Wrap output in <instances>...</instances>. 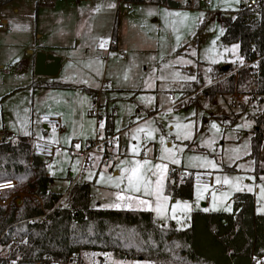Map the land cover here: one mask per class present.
Returning a JSON list of instances; mask_svg holds the SVG:
<instances>
[{
  "label": "rangeland",
  "instance_id": "1",
  "mask_svg": "<svg viewBox=\"0 0 264 264\" xmlns=\"http://www.w3.org/2000/svg\"><path fill=\"white\" fill-rule=\"evenodd\" d=\"M175 1L182 6L170 7L145 1L129 2L131 7L126 8L118 0H16L2 6L0 22L2 17L15 16L17 19L0 30V144L15 142L16 138L25 136L31 146V138L42 139L41 114L57 111L62 117L66 112L70 120H63V131H48L46 139L66 148L65 152L45 161V169L55 177L52 189L57 190V183L62 184L67 171L78 169V160H70L66 156L68 152L72 153L68 149L70 137L78 136L83 142L85 136L96 140L98 127L104 123L105 111L110 112L115 106L113 130L117 132L135 121L137 116H130L133 114L130 108L139 103L147 109L161 110L115 136L114 148L118 146L124 153L121 156L116 154L113 164L101 166L97 173L95 166L86 170L85 175L92 173L94 178L92 207L142 209L145 204L139 201L144 199L132 194L136 192L125 191L127 181L119 188L116 183L123 175L122 169L130 167L131 162L149 160L150 166L166 163L168 167L208 168L215 172V180L217 177L221 181L225 177L231 180V185L221 182L222 189L211 193V199L206 201L207 209L230 211L228 200L239 188V191L254 194L264 211V192L261 191L264 188V147L259 155L258 166L263 173H258V181L253 174L254 159L249 156L251 137L257 131L264 135V94L257 93L252 78L236 87L233 93L219 94L211 101L202 93L209 85L223 82L242 63L239 47L234 48L239 44L221 41L224 27L221 16L234 17L243 7V0H210L208 3L199 0ZM14 6L19 9L17 15L13 12ZM251 11V17L257 18L256 10ZM36 13L40 24L45 25V32L48 28L44 41L50 45L72 46H76L75 38L65 33L73 29L72 25L77 20L74 14H83L78 19L82 46L71 52V59L58 74L44 79L52 85L40 88H36L38 83L35 82L37 76L34 69L27 65L31 55L26 53L25 48L30 43V22L34 21ZM51 16L55 29L48 26L50 20L46 17ZM115 29L119 32L123 55L120 51H111L107 45L100 47L103 40L110 41ZM84 50H88L85 55L89 56L85 60L81 57ZM93 54L98 56L92 57ZM103 57L108 58L107 61ZM94 65L95 68H92ZM225 65H230L225 72L216 69ZM192 77L196 78L197 86L191 82L195 80ZM67 83L75 86H61ZM80 85L100 89L103 98L95 109L103 118L91 113L92 104L88 115L85 113V119L82 113L79 115L85 98V103L88 101L90 106V95H84V88ZM168 92H173L176 97H186L181 109L168 107ZM104 104L108 109L105 110ZM177 124H191V128L178 129ZM212 124H216L219 131L212 128ZM141 127L146 131L137 132L136 129ZM147 131H153L155 139H148ZM178 132L181 139H177ZM186 132L191 133L190 139H183ZM161 136L165 138L163 144ZM149 141L151 143L146 147ZM187 143H192L194 148L186 149ZM134 146L138 147L139 155L132 153ZM165 147L173 149L179 163L174 164L170 159L161 160ZM111 155L108 153L106 157L109 159ZM209 161L215 162L217 167L211 168ZM224 167L235 170L223 171ZM114 168H118V174L113 173ZM3 180L13 179L0 181ZM64 184L67 185V182L64 181ZM152 187L154 190L155 185ZM249 187L252 191H248ZM18 191L4 193L3 206L10 200L15 202L16 198L20 201L15 203L20 205L25 196L34 205L44 206V200L39 196L26 193L16 196ZM194 191L205 201L203 189L194 187ZM118 196L125 198L118 199ZM95 198H99V206L95 204ZM65 204L66 196L63 194L57 206ZM20 243L12 238L6 245L0 246V257H8ZM105 252L108 257L104 264H166L160 260L118 259L111 252ZM102 254L84 251L77 264H102ZM18 259L16 253L15 260ZM58 263L71 264L67 260Z\"/></svg>",
  "mask_w": 264,
  "mask_h": 264
},
{
  "label": "trees",
  "instance_id": "2",
  "mask_svg": "<svg viewBox=\"0 0 264 264\" xmlns=\"http://www.w3.org/2000/svg\"><path fill=\"white\" fill-rule=\"evenodd\" d=\"M9 1L12 0H0V6ZM123 1L182 6L175 0ZM253 10L257 18H252L253 11L244 7L234 17L221 16V41L238 43L246 65L223 82L204 88L202 93L210 101L219 94L233 93L250 78L257 93L264 94V0ZM263 147L264 135L257 131L251 137L249 152L256 173H263L258 166ZM30 154L31 146L25 136L0 144V180L13 179L14 191L44 200L43 207L34 205L27 196L20 205L10 200L0 206V243L7 244L12 238L21 242L15 252L0 258V264H35L42 256L65 261L70 253L78 252L80 257L84 251H109L118 259L160 260L166 264H258V259L264 264V213L255 212L250 192H234L230 212H193L189 226L180 229L172 221L160 224L150 210L91 207L88 183L73 184L66 204L59 207L62 195L49 191L51 177L43 162ZM170 177L172 181L167 180L165 191L190 199L191 181L175 183V172Z\"/></svg>",
  "mask_w": 264,
  "mask_h": 264
},
{
  "label": "crops",
  "instance_id": "3",
  "mask_svg": "<svg viewBox=\"0 0 264 264\" xmlns=\"http://www.w3.org/2000/svg\"><path fill=\"white\" fill-rule=\"evenodd\" d=\"M14 1H16V0L9 1L8 3H5V4L1 5L0 8H2V6L9 5L12 2H14ZM13 12H14L15 15L19 14L18 7L14 6L13 7ZM82 15L83 14H80V13H75L74 14V17L77 20L72 25V28L73 29H72V31L70 33H65L68 36H69V34H71L75 38V44L77 46L76 47V46L66 45V44L65 45H50V43H48L47 41H44L45 33L47 32L48 28H47V30L45 32V25H41L40 24L39 15H38V13H36V15L34 17V21L33 22H30L31 23V29L30 30H31V35H32L31 38H30V43H29V45H26V47H25L26 48V53H28V54L31 55V58L29 60H27V65H29V67L32 70L34 69L35 53L37 51H40L41 50V51H44V52H47V53H52V54L58 55V56H60L62 58L63 61H62L61 66H60V68L58 70V72H59L60 69L71 59L70 58L71 52L72 53L73 52H76L82 46V40H81L80 32H79L81 28L79 27V24H78V19H80L81 17H83ZM1 19H2L1 21L4 22V26L0 30H3V29H6V24L12 23L14 20L17 19V17H16V19H15V16H13V17H11V16L10 17H2ZM46 19L50 20V22H49L50 24L48 26L49 27L50 26L51 27L53 26L54 29H55V26H54L55 24H54L53 17L52 16L49 17V18L46 17ZM7 30H8V28H7ZM223 31H224V27H223ZM110 40H114V44L111 47H109V45H107L110 48V50L113 51V52L120 51V54L123 55L124 53L120 49V47H122V44H121L119 32H118L117 29L114 30V32H113L112 37H111ZM103 41H102V43H103ZM104 45H106V44H104ZM87 51L88 50H84V52H83L84 54H82V56H81L82 58H84V60L89 57V56L85 55ZM97 56H98L97 54H93L92 55V57H97ZM103 58L106 59V61L108 59L106 57H103ZM245 64H246V61L244 59H242V63L240 65L236 66V71L240 67L244 66ZM228 66L230 67V65H228ZM229 67H228V69H229ZM92 68H95V65L92 66ZM58 72H57V74H58ZM91 75L93 76L94 74H91ZM35 76H37L35 82L38 83L36 85V88L47 87V86H51L52 85V83L50 84V82H48V81H46L44 79H49L50 77H53V76L36 75V74H35ZM38 77H40V78H38ZM195 81H197L196 78H195L194 81H191V82L193 83ZM61 86L62 87H71V86H75V85H72L70 83H67V84H62ZM80 86H83V88H84V91H83L85 93L84 95H86V96L90 95V106L88 104L89 103L88 101L85 103V101H86V98H85V101H84L83 105L81 106V108L79 110V115H80V113H82L83 116H84L83 118L85 119L86 118L85 113H86V115H88V110L90 109L91 104L93 106V109H95L96 108V104H100L99 100L101 101V99L103 98V94L101 93L100 89H98V88H95V87H92V86H85V85H80ZM200 98H201V100L204 99L203 96H201ZM104 106H105V110H106V108L108 109V106L107 105L104 104ZM92 110H90V111H92ZM160 110L161 109H159V110H157V109H147V108H144L139 103H135V105H132L131 108H130V111L133 112V114H131L130 116H133V117L134 116L135 117L137 116V118L135 119V121L133 123L126 125V127L122 128V129H119L116 132V131L113 130V123H114L113 113L114 114L116 113V106L115 107H112L110 109V112L107 111V110L105 111V117H104V123H103L104 127L103 128L98 127V130H97V135L98 136H97L96 139L105 138V137L110 136V135H117V136H119L120 135L119 133H121L122 131H124L126 128L132 126L133 124H136V123L140 122L141 120H144L146 118H149V117L153 116L154 114H156ZM45 113H52V111H47ZM53 113L59 114V113H57V111H54ZM68 115H69V113H68ZM98 117H100V118L102 117L103 118V115H101V114L98 113ZM61 119H62V121L64 119L70 120L67 117L66 112L63 113V116L61 117ZM222 121H225V120L223 119ZM40 125L42 126V139H45L46 140L47 139V136H48V131H51V129H49L48 127L42 125L41 122H40ZM70 138L71 139L69 140V144H68L70 146L71 145H74V144H79L80 147H83V146L87 145L88 143L93 142L92 137H90V136L83 137L84 142L81 141V138L80 137L75 136V135L74 136H71ZM31 140L33 141L35 139H32L31 138ZM150 143H151V141L146 142V147ZM142 144L144 145V143H142ZM114 147L115 146L113 144L111 146L110 152H109L110 154H112L111 155L112 157H110L108 159L106 157L108 153L105 154V155L96 154L94 156L93 162L89 165V167L85 168L83 170V172L77 178H76V174L78 172V169H77V171H72V170H70L68 168L69 170L67 171L66 178L63 179L62 184H61V182L60 183H57L58 184V189L57 190H53L52 189V186L54 184L55 177L53 175H51L45 169V172H46L47 176L51 177V180H52L51 183H50V185H49V191L56 192V193H60L61 195L65 194V196H66L68 194L70 188L73 186V184H75V183H88L89 186H90V206H91V201H92L91 199H93V195H92V192H91V187H92V185H94V182H93L94 178L91 177V174L92 173L85 175V172H86V170L91 169L92 166H95L96 169H97L96 170V173H97L98 169H100L101 166H107L110 163L113 164L114 161H115V159L113 157L116 154L118 156H121L124 153V152H122V153L120 152V149H119L118 146L116 148H114ZM193 148L194 147L192 146V143H187L186 144V149L191 150ZM66 156L69 157L70 160H73L74 158L77 159L78 160V165H79V156L77 154L68 152L66 154ZM40 161H42V160H40ZM42 162H43L44 167H45V161H42ZM229 168L230 167H224L223 168V171H232V170H235V169H229ZM195 169L210 170L208 168H195ZM183 170H185V168L175 167V166H169L168 167V170H167V172L165 174V178H164V181H163V193H162L163 197H167L168 199L167 200L161 199V201H160V204L162 205V208L164 210L163 211V215L158 214L157 211H156L157 201H156V198H155L154 195L153 196H148V195H144V194H141V193L140 194L132 193L133 195H137V196L143 198L145 201H148V203H146L145 205H143L144 207H141L142 209H138V210H150L152 212L154 218L160 224H165L166 222L172 221L174 223V225L177 228H180V229H183V228H186V227L189 226L191 214L193 212H195V211H201V212H230L232 210V206H231V204H232L231 203L232 202L231 196L232 195L230 196V198L228 200V205L231 207L230 211H217V209H213V210H215V211H213L212 209H207V202L206 201L209 200V199H211V197L209 199H206L205 198V195H204L205 201L202 200V199H200V197H198V195L194 191V187L195 186H193L192 197L190 199L178 198V197L173 196L172 194L167 193L165 191L167 180L170 179V181H172V179L170 177V174L172 172L173 173L175 172V175L177 177V181H175V183L176 182H181V181H183L185 179L183 177ZM210 171L213 172V174H214V181L216 182V180H215V172L213 170H210ZM113 173L114 174H118L119 173L118 168H114L113 169ZM253 174L256 176V181H258L259 174L256 173L255 170H254ZM83 176L85 178H82ZM64 181L67 182V185L64 184ZM216 184H218V183H216ZM218 185H221V188L219 190H217V191H220L222 189L223 185L220 184V183ZM62 186H64V187H62ZM98 188H100V187H98ZM198 188H200V187H198ZM237 192H246V191H237ZM15 195L16 196H22V195H25V192L18 191V193H16ZM253 196H254V194H253ZM18 201H20V199L19 198H16L15 202L17 203ZM94 202H95V204H97L99 206V204H100L99 198H95L94 199ZM185 204L188 205V208H184L183 207ZM254 204H255V212L256 213H264V211L262 210L261 205L259 204V202L256 201L255 196H254ZM99 208H104V207H99ZM173 208H175V211L174 212H173ZM205 209H207V210H205ZM173 216H175V218H173ZM3 245H6V244H3ZM257 263L260 264V259L257 260Z\"/></svg>",
  "mask_w": 264,
  "mask_h": 264
},
{
  "label": "built area",
  "instance_id": "4",
  "mask_svg": "<svg viewBox=\"0 0 264 264\" xmlns=\"http://www.w3.org/2000/svg\"><path fill=\"white\" fill-rule=\"evenodd\" d=\"M200 2L208 3L210 0H199ZM261 0H243V7L248 10L256 9ZM123 6L130 8V3L122 0ZM4 26L3 22H0V29ZM104 44L111 47L114 44V40L109 42L103 41ZM170 104L168 107L174 109H181L186 97H176L173 92L168 93ZM93 114L98 115L97 109L91 111ZM40 122L42 125L48 127L51 130L61 132L64 129V123L59 114L56 113H43L40 116ZM115 136L110 135L105 138L96 139L87 145L77 149L74 145H71L68 149L79 156V165L76 178L83 172V170L93 162L96 154L105 155L110 152L111 146L115 143ZM66 148L60 144L45 139H35L31 143V156L38 160L46 161L51 160L58 154L64 152ZM183 177L191 181L192 186L200 187L204 190L206 199L211 197V193L221 188V185L216 184L214 181V174L210 170L205 169H185L183 170ZM3 185H10L9 187H3ZM16 187L14 180L0 181V206L3 205L4 193L12 192ZM3 244L0 243V246ZM108 257L107 252H103L100 257V261L104 264L105 259ZM1 258V257H0ZM67 262L71 264H77L80 260L78 252H72L67 257ZM35 264H59L58 261L48 259L46 256H42L41 259L36 260Z\"/></svg>",
  "mask_w": 264,
  "mask_h": 264
},
{
  "label": "snow or ice",
  "instance_id": "5",
  "mask_svg": "<svg viewBox=\"0 0 264 264\" xmlns=\"http://www.w3.org/2000/svg\"><path fill=\"white\" fill-rule=\"evenodd\" d=\"M100 47L103 48L104 47V43L100 44ZM239 46H234V48H238ZM192 79H195L194 77H192ZM170 111V110H169ZM100 127L103 128L104 125L103 123L100 124ZM176 127L178 129H190L191 128V124H186V125H180L177 124ZM212 128L217 129V131H219V129L217 128L216 124H212ZM137 132H145L146 129L141 127V128H137L136 129ZM147 138L148 139H155V136L153 134V131H147ZM191 138V133L190 132H186V134L183 136V139H190ZM133 139H135V137H133ZM177 139H181V136L179 134V132L177 133ZM160 142L163 144L165 142V138L163 136L160 137ZM75 147L77 149L80 148L79 144H76ZM175 147V146H174ZM180 151H182V149H179ZM132 153L134 155H139V151H138V147L134 146L132 148ZM165 159H170L172 163H179V161L175 158V154L173 152L172 148H168L165 147L164 148V155L161 157V160H165ZM121 163H124V161H122ZM210 167L215 169L217 167V164L213 161H209L208 162ZM151 165V161L149 160H135L133 162H131V166L130 167H125L122 169V173L123 175H121L118 178V181L116 183V187L119 188L121 183H124V181H127V186L125 191H132V192H136V193H141L143 192L144 195H148V196H155L156 201H157V208L156 211L158 214L163 215V208L162 205L160 204L161 199L163 200H167V197H163L162 193H163V181L165 178V174L168 170V165L166 163H161V164H156V165ZM152 177H155V179L153 180ZM103 179V176L101 177ZM223 183L225 185H231L232 181L229 180L227 177H225L223 179V181H221V179L219 177L216 178V183ZM153 185H155V188L153 190ZM10 185H3V187H9ZM237 191L241 190L239 188L236 189ZM248 191H252V188L249 187ZM262 192H264V188L261 189ZM125 197L123 196H118V199H124ZM141 204H146L148 203V201L145 200H140L139 201ZM119 205H117L118 207ZM184 208H188V205H184ZM207 210V209H205ZM227 210V209H226ZM175 211V208H173V212ZM173 218H175V216H173Z\"/></svg>",
  "mask_w": 264,
  "mask_h": 264
},
{
  "label": "water",
  "instance_id": "6",
  "mask_svg": "<svg viewBox=\"0 0 264 264\" xmlns=\"http://www.w3.org/2000/svg\"><path fill=\"white\" fill-rule=\"evenodd\" d=\"M62 58L58 55L37 51L35 53L34 73L36 75L54 76L57 74ZM228 65L222 66V69H228Z\"/></svg>",
  "mask_w": 264,
  "mask_h": 264
},
{
  "label": "bare ground",
  "instance_id": "7",
  "mask_svg": "<svg viewBox=\"0 0 264 264\" xmlns=\"http://www.w3.org/2000/svg\"><path fill=\"white\" fill-rule=\"evenodd\" d=\"M3 181H4V180H3ZM3 181H2V182H3Z\"/></svg>",
  "mask_w": 264,
  "mask_h": 264
}]
</instances>
